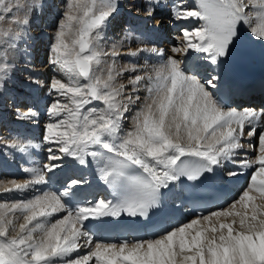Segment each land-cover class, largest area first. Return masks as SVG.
I'll return each mask as SVG.
<instances>
[{"label":"snow or ice","instance_id":"1","mask_svg":"<svg viewBox=\"0 0 264 264\" xmlns=\"http://www.w3.org/2000/svg\"><path fill=\"white\" fill-rule=\"evenodd\" d=\"M32 11L19 0H0V23L8 25L0 29V86L16 68L9 50L15 53L16 42L30 30ZM117 11L116 0H64L50 45L49 64L64 79L54 77L49 85L56 98L46 108L48 162L24 169L30 179L7 181L0 192L46 185L56 171L64 179L59 191L36 190L25 200L0 203V264H264V109L229 107L217 94L218 75L202 79L173 55L163 60V50L156 47L130 52L161 57L150 69L107 64L101 33ZM145 15H154L153 4ZM170 16L201 22L182 28L180 46L171 52L205 54L212 65L232 54L245 25L264 41V0L174 3ZM125 73L133 75L118 83ZM141 90L143 103L125 131ZM38 115L29 108L22 118ZM5 144L19 152L36 147L18 138ZM245 144L254 159L237 161ZM89 158L99 180L112 189V200H89L82 191L88 181L76 169L88 166ZM229 161L251 170L230 204L150 238L112 241L97 235L125 216L148 220L153 210L166 214L163 190L171 192L181 178L199 182Z\"/></svg>","mask_w":264,"mask_h":264},{"label":"bare ground","instance_id":"2","mask_svg":"<svg viewBox=\"0 0 264 264\" xmlns=\"http://www.w3.org/2000/svg\"><path fill=\"white\" fill-rule=\"evenodd\" d=\"M19 2L21 4L27 3L34 11L29 13L31 19L30 30L22 39L16 42L18 50L15 53L9 50V59L16 64V68L7 83L0 86V187L6 184L7 181L13 179L17 182L30 179V174L26 173L24 169L37 166L42 167L44 163L48 162L46 159L48 145L43 141L44 127L49 119L46 113V107L47 104L49 105L56 98V94L50 92V88L48 89L47 87L50 83L47 86L44 84V81L49 79L52 72L55 73V71L53 69L54 66L51 64H49L51 66L44 64L46 60L49 62V57L47 56L45 58L43 53L47 51L45 48L46 44L54 36L55 28L53 29L54 31L51 28L53 26L56 27L59 14L64 10V0H19ZM116 3L118 4V11L109 19L101 33L102 40L100 43L103 44L101 46L104 52L107 53L103 59L107 64L114 62L117 69L125 65H136L141 69H150L161 61L158 60L156 54L145 51L135 56L130 55V52L135 51L137 48L145 47H156L163 50V60H167L169 55H173L175 58L184 62V67H186L185 61L188 57L197 59V62H200L203 58V54L191 50H189L187 55L173 54L171 52L172 47L180 46L181 42L178 40V37H181L182 28L191 29L193 27H199L201 23L192 19L174 21L170 16L172 6L176 3L191 7L194 5L195 0H116ZM150 3L154 5V15L152 17L145 15V10ZM121 15H123V19ZM56 19L57 21L54 23ZM127 19L132 24L133 22L137 23L136 26L129 29L130 26H127ZM7 27V24L0 23V29ZM143 30L150 32L151 35L149 37L142 36L141 32ZM241 36L248 37L252 41L255 40L264 43V41L251 35L247 25L242 27ZM46 40H48L47 43ZM113 51L117 53L115 57L112 56ZM197 62L196 64H198ZM130 75L133 74H123L118 79V83L126 84ZM139 95L141 96V101L132 107V111L127 114L128 118L124 121L125 131L131 128L132 117L143 103L145 92L141 90ZM94 103L99 106L98 102ZM28 104L30 105L28 106ZM29 108L37 111L39 115L34 119H23V114ZM14 138L31 141L36 147L30 148L32 150H40L42 157H36L32 150L28 148L27 151H29V154H27V157L29 156L32 159L33 164H23L20 158H23L26 152H19L15 149L8 148L5 144V142H10ZM244 139L247 141L249 138L245 137ZM255 143L258 150V140ZM245 152L247 153V157L244 155ZM254 155L255 153L252 149L248 148L247 144H245L244 150L235 159L237 161L246 158L254 159ZM231 164H233V168ZM96 171L97 167L95 162L89 158V165L86 167H78L76 174L84 176L88 182H93L92 192L100 193L98 189L103 182L99 180ZM216 171L220 176H228L229 171H236L238 173L245 171L247 173L246 176L244 174L235 176L243 180L241 186L243 188L246 186V181L249 178L251 170L242 169L238 163L229 161L217 168ZM49 177V181L53 183L56 180L57 182H61L64 179V174L61 171H56L49 174ZM239 185L236 184L232 188H237ZM35 191L36 186L34 189L25 192H0V203L25 200L31 197ZM163 191L164 197L167 199L177 195V190L174 185L171 192L167 190ZM240 192H238V195ZM27 195L30 196L27 197ZM238 195L234 198L238 197ZM23 196L25 199H21ZM99 198H102V195ZM232 200L228 201L226 205L230 204ZM170 204L167 208L170 211L168 212L169 223L177 221V225H180L194 219L187 217L184 221H181L180 219L186 217L185 208L180 207L177 201ZM237 210L243 211L239 205H237ZM20 222H22V219Z\"/></svg>","mask_w":264,"mask_h":264},{"label":"rangeland","instance_id":"3","mask_svg":"<svg viewBox=\"0 0 264 264\" xmlns=\"http://www.w3.org/2000/svg\"><path fill=\"white\" fill-rule=\"evenodd\" d=\"M57 11V10H56ZM121 18L123 19L124 17H123V15H121ZM57 21V19L54 21V23ZM126 22H127V26L129 27V21H128V19L126 20ZM55 28V26H53L51 29L53 30ZM54 31V30H53ZM47 43V42H46ZM51 43H52V40L51 41H48V47H49V49H47V51L46 52H44L43 54H44V57L46 58L47 56L49 57L50 56V45H51ZM101 45H103V44H101ZM46 48V47H45ZM46 54V55H45ZM9 57H10V54H9ZM119 58V57H118ZM39 63H41V62H39ZM44 64L45 65H48V66H51V65H49V62L46 60V61H44ZM53 68V67H52ZM54 69V71H55V73H53L52 72V74H51V76H50V78L49 79H47L46 81H44V84L47 86L49 83H50V81H51V79H53V77H57V79H61V80H63L64 79V74H62V73H60V72H58L56 69H55V67L53 68ZM123 76V75H122ZM46 82V83H45ZM48 87V89H49V86H47ZM47 89V88H46ZM51 92V91H50ZM49 102V101H48ZM30 104H28V106H29ZM47 106H48V104H47ZM47 108V107H46ZM44 110V109H43ZM42 110V111H43ZM45 111V110H44ZM43 111V112H44ZM14 133V132H13Z\"/></svg>","mask_w":264,"mask_h":264}]
</instances>
